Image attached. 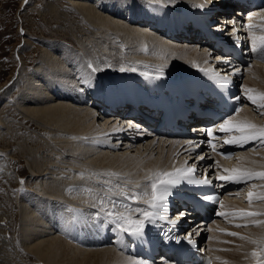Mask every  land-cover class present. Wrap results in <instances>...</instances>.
<instances>
[{
	"label": "bare ground",
	"instance_id": "6f19581e",
	"mask_svg": "<svg viewBox=\"0 0 264 264\" xmlns=\"http://www.w3.org/2000/svg\"><path fill=\"white\" fill-rule=\"evenodd\" d=\"M121 1L122 3H120ZM91 2L88 0H68V4H71L70 7L72 6V9L77 10L75 12L78 14L79 23L87 26L86 29L84 27L85 33L79 30L82 32L79 34L81 37H87V40L99 41L94 42L97 43L96 47L90 48L89 51L86 46L81 45L83 40H77L80 45H75V47L83 48V54H69L66 49L61 50L62 58L59 57L58 59L51 54H44L43 60L39 63L40 67L31 72L30 78H25L23 94L25 93L26 96H22V94V97H19L22 103L27 100L28 103H35V106H42L41 108L21 106L20 113L24 118L28 117L29 121L31 120L41 127L43 133L49 134L46 133L49 141L47 148L45 146L46 149L43 151L44 154H48L42 158V162L37 166L35 165V171L31 170L35 177L32 174L33 177L31 176L32 179L30 180L34 182L33 187L35 188L33 191L31 190L29 196L23 197L20 204L18 203L20 218H22L19 221V227L22 226V233L19 238V245L21 244V249H23L22 254L34 257L39 264H140L139 258L134 259L125 256L114 247L85 249L84 246L93 245L91 240L105 230V232H113L109 228L112 225L107 222V219L97 218L101 199L113 198L120 201L123 199L121 194L132 195L137 193L139 195L136 199L123 202L136 206L134 203L142 201L144 198L145 207L150 196L151 183L156 179L158 173H167L192 164L198 165L200 169L204 170V174L206 173L210 178L222 175V170H230L233 167L264 172V147L257 149L259 151L255 148L262 145L260 141L248 151L236 152L235 157L231 160L225 161L216 157L212 160L209 159L207 163L205 161L204 164V161L199 159L202 153L206 151L205 149L192 156L193 154L189 153V146L183 142L160 139L154 137L153 133L144 134L143 130L138 132L129 130L126 123L131 124L132 120L128 119V122H122V127H119L120 122L113 126L111 122L115 119L107 117L109 119L104 120L103 125L97 126L98 119H104L98 117L97 114V111H100V114L105 113L106 106L104 103L110 102V100L124 99L126 93L133 90L131 87L136 85V81L138 85L141 84L140 80L128 79L127 76L137 77L141 75L147 84L152 81L144 75L157 72V69H151L149 64L142 61H133V67L130 66L121 72L120 68H116V64L109 65L114 56L113 52L110 53V51L109 55H106L107 62L108 66L113 68L102 72L103 74L89 76L91 69L87 66L96 64L94 62L98 57L97 54L102 53L100 49L105 48L106 51L122 50V47L119 48L118 46L120 43L125 47L124 49L131 50L128 54H126L127 52L124 53L125 56L129 57V55L135 54L145 57V59L149 58L148 61L164 62L178 68L168 73L169 78L173 76L183 80L195 77L197 76L194 67L196 64L202 66L201 63L203 60H207L208 56L211 57V62L215 59L213 55H210L209 49L203 48L201 50L202 56H199L200 47H198L196 40L193 42L190 41L191 39L185 38L188 40L187 45L185 43L177 44L176 41V44L169 42L161 38L163 34L159 32V27L165 26L168 17L174 11L179 14L177 15V22L180 26V17L182 16L183 19L187 17L183 8L189 4H192L193 7L194 4L198 7H208L212 4V0H95L94 4ZM30 3L31 0H28L27 4L21 0L20 8L24 7L22 11L27 9ZM96 6L113 18L124 16L126 19L116 21L108 18V16H103L98 13L99 10ZM259 13L253 18L249 15L244 26V29H249V26L256 24V31L251 32L252 34L245 29L251 44L256 47L259 46V42H264L261 40V37H264V10ZM131 22L136 23L131 26ZM143 25L147 26L146 29L141 28ZM166 27L168 33L174 30L170 29V26ZM180 35L178 33L177 36L181 37ZM21 36H25L24 32H21ZM108 40L111 41V47H113L111 49L108 48L110 45L106 46L104 43ZM189 42L194 43L192 47ZM99 47L100 49H98ZM195 50H197L198 55L193 53ZM18 52L17 57H19ZM66 57L74 71L64 67ZM57 61H60L58 65L54 63ZM96 67L98 66L96 65ZM183 68L187 69L174 74ZM99 69L102 71V68ZM245 74L247 77L242 85L243 94L246 90L247 96L249 94H264V62L254 64ZM11 82L13 80L9 84ZM9 84L0 87V98L5 89L10 86ZM80 87H83L84 90L79 91ZM87 89L91 90L89 95H86L85 90ZM247 96L242 98L244 104H250L252 107L247 108L245 106V109L241 110L231 120L233 123H248L264 128V121L261 122L258 117L259 114L260 116L264 115L261 114L264 109H260L258 104H252ZM84 97L86 98L84 99ZM57 100L61 102L57 103ZM3 107L5 106L3 105ZM110 116L114 115L110 114ZM198 124L196 127L201 129L204 122L200 121ZM138 128L140 127L138 126ZM129 140L134 143H130ZM41 147L43 146L41 145ZM111 147H120L116 150L127 151L126 153L118 151L119 154L111 152V149H108ZM139 147L141 150L138 157L129 155L132 151L131 148L139 151ZM60 150H64V152L62 153ZM158 153L162 157L160 160ZM81 160H87V162L83 161L84 163L79 164L82 162ZM217 166L219 167L217 168ZM251 180L255 181L254 184L251 183L252 185L248 186L253 194L251 203L242 209L244 212L252 210L250 212L260 213V215L245 218L232 215V220L238 222L233 226L226 227L221 221H216L215 224L209 226L210 235L207 246L212 255H218V257L213 256L214 264H254L257 259H260V253L264 248V199H260V197H264V180L257 178ZM139 185L141 186L139 187ZM108 188H111L112 191H104ZM147 189L148 196L145 197L142 191L145 192ZM240 190L237 192L230 191L227 201L234 202L230 198L234 196L237 198L238 195L243 196ZM243 202L246 201L243 200ZM239 205L237 207L241 208ZM107 207L111 208V205H107ZM239 212L242 211L236 213ZM100 215L103 216V213ZM131 216L135 218L137 215L132 213ZM195 225L196 228L202 229V223L198 222ZM236 225L242 226L236 227ZM117 231L115 227V233ZM231 232L238 235L233 237L225 234ZM55 234L57 236H54ZM240 237H244V239ZM7 244H9L8 239H4L1 244L3 245V252L0 251V264H19L12 253L6 251ZM106 244L109 242L104 241L97 246H105ZM252 252H257L258 258H253ZM22 254H19V257L24 264H27V260L25 261V258L21 256ZM156 260L157 262L162 261L160 257Z\"/></svg>",
	"mask_w": 264,
	"mask_h": 264
},
{
	"label": "rangeland",
	"instance_id": "374dc122",
	"mask_svg": "<svg viewBox=\"0 0 264 264\" xmlns=\"http://www.w3.org/2000/svg\"><path fill=\"white\" fill-rule=\"evenodd\" d=\"M88 1L90 2L92 1L93 4L95 3V0H88ZM20 3L21 0H0V87L4 86L5 84L7 85L11 80H13V82L9 84L10 86L5 89L3 96L0 98V243L2 244L4 239H8L9 244H7L8 248L6 247V251L8 253H12L13 257H15L16 260H18L17 262L19 264H22L23 262L19 257V254L23 253V249H21L20 246L21 244L19 245L20 242L19 238H20V234L22 233V226L19 227V221L22 220V218H20L21 214L18 203L20 204L23 197L25 198L29 196L31 190L33 191V189L35 188L33 187L34 182L30 180L32 179L33 176L35 177V175L32 173L31 170L33 169L35 171V165L37 166L40 162H42L43 161L42 158L48 154V153L44 154L43 151L47 148V143L49 141L48 140L49 134L47 132L43 133V129L41 127H39L31 120L29 121L28 117L24 118V116L20 113L21 106L27 108L28 107L32 108V106L39 108L42 107V106H35V103L29 101L31 103L30 104L26 102L27 100H25V103H22L21 100H19V97L24 92V83L26 82L25 78L26 77L30 78L31 72L32 71L34 72L35 69H38L40 67L39 63L43 60L44 54L46 55L51 54V56L53 55L54 57H56V59H58L59 57L62 58L61 50L66 49V51H68L69 54L74 53L80 55L83 54L84 49L77 46L75 47V45H80L78 44L79 41L77 42V40H83V42L81 41L82 43L81 45L86 46L88 50L90 48H95L97 43L94 42L95 41L99 42V41L97 40L93 41L92 39L87 40L88 39L87 37H81V34H79V32L80 31L84 32V27L86 29L87 26L85 24H81V22L79 23L78 14H76L75 12L77 10L72 9V6L70 7L71 4H68V0H31V3L28 4V8L25 9L24 11L21 10V12H19ZM120 3H122V1ZM96 8L98 9V6H96ZM98 13L103 16H108V18L115 19L116 21L118 20L120 21V19H126L124 16L122 18L118 16L113 18L110 14H107L102 10H99ZM136 22H131L130 23L131 26L135 25ZM174 22L175 19L172 17L170 23L172 24ZM145 27H146L145 25L141 26V28H145ZM21 30H23L24 32L25 35L24 37L21 36V32H22ZM109 41L110 40L104 43H106V46L110 45L108 48L111 49L113 47H111L112 44L111 41L110 42ZM168 41L173 42V40H168ZM184 41L185 40L183 41L181 40L180 42L178 41L177 44H183L185 43ZM100 42H102V40H100ZM116 42H118V40H116ZM189 44H191V42H189ZM118 46L119 48L121 46L122 50L120 49L114 51L112 50L106 51L105 48L103 49H100V47L98 48L102 51V53H98L97 54L98 57L96 55L97 59L94 62L96 64L95 65L91 64V65H93L94 67H96L97 65L99 68H102V71H98L97 73L94 74H103L102 72L113 68V67H109L107 62L108 58L106 55H109L110 51H111L110 53L113 52L112 54L114 56L112 57L111 60L112 62H110L109 65L116 64L117 65L116 68L118 69L121 68L119 65L122 64L126 65L123 66V68L125 69H128L130 66L133 67L132 66L133 61L146 62L147 64H149L151 69L160 68L159 71L161 72H166L173 67L164 62L161 63L156 61H148L149 58L145 59V57H141L135 54L129 55V57L125 56L124 53L127 52L126 54H128V52H131V50L124 49L125 47H123L120 43H118ZM204 49L206 50V48ZM17 52L19 54V57H17L16 55ZM194 52L198 55L197 50L193 51V53ZM201 52L202 51L200 50L199 56H202ZM117 59H119V61H116ZM205 61L203 60V63H201L203 67L207 65ZM59 62L60 61L54 63L58 65ZM155 66H157V68H155ZM64 67H68L69 69H72L70 62L68 63L67 57H66V62L64 63ZM247 70L249 71L250 69ZM89 73H91V70ZM246 77L247 75L245 74L243 81H246ZM92 79L94 78L92 77ZM89 89L85 90V92L87 93L86 95L90 94L91 90ZM80 90H84V88L80 87L79 91ZM22 96H26V94L24 93ZM85 98L86 97H84V99ZM17 101H19V103H16ZM56 102L58 103L61 101L57 100ZM3 105L5 107H3ZM248 106L252 107L250 104ZM90 109L92 110V108ZM97 112H98L97 113L98 117L104 118L103 120L98 119L97 126L98 125L100 126V124L103 125L104 122L109 119L107 117H113V119H115L114 121L111 122V125L113 126L118 125V122H120L119 119L121 118L118 114H116V116L115 115L107 116L104 114H100V111ZM258 117L259 120H261V122L264 121V115L260 116L259 114ZM119 125H120L119 127H122V122H120ZM151 139L154 138L151 137ZM41 145L44 148L41 147ZM116 148H120V147H116ZM131 149L132 151L129 153V155L138 157L141 148L139 149V151H135L136 150L135 148H131ZM110 151L117 153L119 152L126 153L127 150L111 149ZM61 152L63 153L64 150H62ZM259 154L261 155V153ZM36 155H39L40 157ZM160 158L162 159V157H160L159 155V160ZM83 161L87 162V160H83ZM83 161L79 162V164L84 163ZM61 167L63 166L61 165ZM218 167L219 166H217V168ZM21 180L24 181L23 184L20 183ZM243 190L242 191L240 190V192L242 193ZM247 190L251 192L249 190V187H247L246 191ZM230 199H232L235 202V204H237V206L238 204H240L239 206L241 208L237 207L238 210H236L235 213L240 210L244 212L242 208L245 205H246L245 207L249 206V198L246 199V202H243L244 199H241L238 196L237 198H235L234 196ZM229 224L231 225H226V227H230L234 225V223H229ZM54 236L57 235L55 234ZM1 244H0V251L3 252L2 251L3 245ZM21 256L25 258V261L27 260L26 261L27 264L29 263L39 264V262H37V260H35V258L30 255L22 254Z\"/></svg>",
	"mask_w": 264,
	"mask_h": 264
},
{
	"label": "snow or ice",
	"instance_id": "6c2138e0",
	"mask_svg": "<svg viewBox=\"0 0 264 264\" xmlns=\"http://www.w3.org/2000/svg\"><path fill=\"white\" fill-rule=\"evenodd\" d=\"M24 3L27 4L28 0H24ZM202 7V6H201ZM250 27V26H249ZM23 32V30H21ZM261 40L264 41V37H261ZM262 48H264V43H262ZM256 49L254 48L253 51ZM264 58V57H262ZM224 60L225 64L229 62L226 58H220ZM91 69V73L89 76L97 73L100 71L99 68L94 67L93 65L89 64L87 66ZM120 71H125V68L121 67ZM159 71V70H158ZM205 75H209L212 79L216 80L221 85H225L229 83L228 75L231 73L227 72L225 69L226 74L224 76L219 75L218 70L212 69H201ZM159 78V77H157ZM247 99L251 101L252 104H258L260 109H264V94L261 95H252L249 94ZM259 102V103H258ZM261 114H264L262 112ZM219 131L224 134H228V138L224 139L225 145H238L244 146L247 143H252L256 141H260L262 145H264V128L257 129L255 125L248 124V123H233L231 119H226L222 121L218 125ZM207 135L209 137H213V132L211 129L207 130ZM214 138H223V137H214ZM187 143L192 144V141H188ZM213 150H215V144L211 145ZM200 159H204L203 156ZM225 175H219L217 178L223 182H233V183H241L247 182L251 179L257 178L264 180V172H254L251 170H239L233 169L231 171L225 169ZM195 173V165L186 166L182 170H177L175 172L170 173H158L156 179L151 183V196L147 199L146 207H139V206H132L131 203H124L123 201H132L137 198L139 194L133 193L132 195H125L121 194L123 199L117 201L116 199L109 198L107 200L101 199L100 200V209L97 213V218L104 220L107 219L109 224L115 225L116 229L121 233H127L129 236L135 237H143L145 234V227L148 224H152L155 220L159 217V213L161 211H167L166 203L170 196L173 195V189H175L179 184L183 183L185 180L189 183L195 184H208L210 183L209 179L205 177L203 181H196L190 179ZM21 184L24 183L23 180L20 181ZM104 191L111 192L112 189H104ZM145 197L148 196L147 193H143ZM252 193H249V203H251ZM205 201L212 200L211 196L204 195L202 197ZM260 199H264V197H260ZM219 203V201H216ZM107 205H111V208H108ZM222 206V205H221ZM103 213V216L100 215ZM137 213L138 215L135 218H132L131 214ZM187 215V212H179L177 213V218L170 219L169 223L175 226L178 223L180 217H184ZM219 216H225L226 214L223 212H217ZM233 216H239L241 218L245 217H254L260 215V213L256 212H239V213H232ZM242 225H236V227H241ZM246 226V225H245ZM227 235H231L236 237L238 234L235 232L225 233ZM244 239V237H240ZM185 239L188 243H192V233H187ZM179 242V239H177ZM253 258H258L257 252L251 253ZM257 264H264V260L257 259Z\"/></svg>",
	"mask_w": 264,
	"mask_h": 264
},
{
	"label": "water",
	"instance_id": "95a60500",
	"mask_svg": "<svg viewBox=\"0 0 264 264\" xmlns=\"http://www.w3.org/2000/svg\"><path fill=\"white\" fill-rule=\"evenodd\" d=\"M21 10H23V7L20 8L19 12H20ZM9 83H10V82H9ZM9 83H8V84H9ZM8 84H7V85H8Z\"/></svg>",
	"mask_w": 264,
	"mask_h": 264
}]
</instances>
